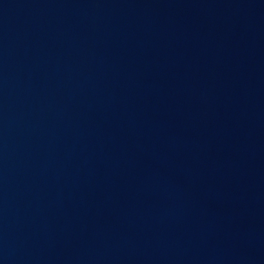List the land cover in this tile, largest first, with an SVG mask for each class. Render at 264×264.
Wrapping results in <instances>:
<instances>
[{"label":"water","instance_id":"water-1","mask_svg":"<svg viewBox=\"0 0 264 264\" xmlns=\"http://www.w3.org/2000/svg\"><path fill=\"white\" fill-rule=\"evenodd\" d=\"M0 264H125L1 124Z\"/></svg>","mask_w":264,"mask_h":264}]
</instances>
